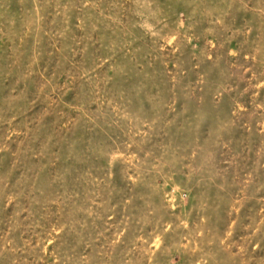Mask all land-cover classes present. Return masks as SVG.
<instances>
[{"label":"rangeland","instance_id":"1","mask_svg":"<svg viewBox=\"0 0 264 264\" xmlns=\"http://www.w3.org/2000/svg\"><path fill=\"white\" fill-rule=\"evenodd\" d=\"M0 264H264V0H0Z\"/></svg>","mask_w":264,"mask_h":264}]
</instances>
